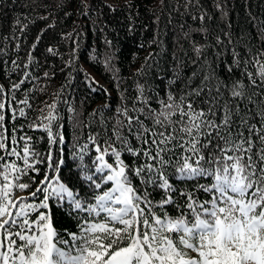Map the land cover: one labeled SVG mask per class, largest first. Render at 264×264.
<instances>
[{
	"label": "snow or ice",
	"instance_id": "1",
	"mask_svg": "<svg viewBox=\"0 0 264 264\" xmlns=\"http://www.w3.org/2000/svg\"><path fill=\"white\" fill-rule=\"evenodd\" d=\"M258 75L264 81V65ZM25 82L13 83L11 91ZM244 88L238 82L232 97L252 102ZM138 89L136 101L144 107L133 103L131 108H118L112 135L104 145L99 143V133L88 137L97 155L93 174H87V166L81 165L86 173L83 178L94 190L95 203L87 204L60 177L47 172L39 182L42 187L29 193L34 200L42 192L39 203L14 195L16 190L30 189L21 177L38 171L36 165L46 160L48 169H60L51 147L41 157L29 143L32 137L20 136L24 143L18 150L16 135L5 136V110H17L4 99L8 93L0 88V150L16 157L8 162L0 156V264H264V101L257 102L258 127L250 122L254 119L250 112L241 115L239 105L226 102L218 108L213 103L207 110L196 109L186 102L187 97L181 96L177 102L171 93L167 102L161 101L159 111L149 108L146 114L143 88L138 85ZM202 91L203 87L188 95L200 96ZM18 103L28 105V99ZM47 107L42 121L29 127L46 131L49 145L63 144L65 137L57 130L63 125L56 124L54 114L56 105ZM69 111L75 113L72 108ZM18 114L24 117L25 109L19 108ZM145 120H151L152 126ZM102 126L107 127L103 121ZM87 147L80 149L81 161ZM122 151L135 158L134 168L122 159ZM137 178L139 186L134 183ZM173 179L185 183L188 190L176 187ZM202 179L207 183H200ZM95 190L101 191L96 194ZM155 190L162 193L159 201L151 198ZM65 197L73 209L88 214L81 236L71 237L75 253L58 247L70 241L58 238L45 211L51 199ZM169 206L175 208V215L169 214Z\"/></svg>",
	"mask_w": 264,
	"mask_h": 264
},
{
	"label": "trees",
	"instance_id": "2",
	"mask_svg": "<svg viewBox=\"0 0 264 264\" xmlns=\"http://www.w3.org/2000/svg\"><path fill=\"white\" fill-rule=\"evenodd\" d=\"M261 65L264 0H0V88L8 93L4 99L17 110H5L4 134L16 135L18 150L24 143L20 136L32 137L29 143L41 157L51 147L60 169H48L46 160L36 165L38 171L21 177L30 189L16 190L14 195L39 203L43 193H37L34 200L29 193L42 187L39 182L47 172L60 177L78 199L94 204V190L81 168L83 164L87 174L95 172L97 153L88 137L99 133V143L104 145L112 135L118 108H131L133 103L144 107L136 101L138 85L147 101L146 114L149 108L159 111L161 101L167 102L171 93L177 102L181 96L187 97L186 102L196 109L207 110L213 103L218 108L226 102L239 105L241 115L250 112L254 116L250 122L259 127L260 117L255 113L257 102L264 101V81L258 75ZM22 79L26 82L20 89L11 91L12 84ZM238 82L252 102L232 97ZM201 87L200 96L188 95ZM25 98L28 105L18 103ZM52 104L56 105V124L63 125L57 129L65 137L63 144L49 145L46 131L29 127L40 123ZM21 107L24 117L18 114ZM236 120L239 123L238 117ZM145 124L151 127L152 121L145 120ZM129 139L137 145L134 137ZM5 143L11 147L10 140ZM85 144L88 147L81 161L80 149ZM121 155L128 165L136 166L134 157L124 151ZM0 156L8 162L16 160L6 156V150H0ZM17 165L23 167L21 161ZM134 183L139 186V179ZM173 183L188 190L183 182L173 179ZM110 186H102V190ZM161 197L160 190L151 192L154 201ZM45 211L58 238L70 241L58 247L75 253L71 237L81 236L87 212L73 209L66 197L51 199ZM168 211L176 214L174 207L169 206ZM89 219L99 221L100 217Z\"/></svg>",
	"mask_w": 264,
	"mask_h": 264
}]
</instances>
